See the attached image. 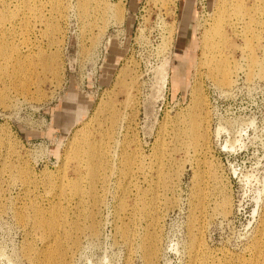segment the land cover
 I'll use <instances>...</instances> for the list:
<instances>
[{"label": "rangeland", "instance_id": "obj_1", "mask_svg": "<svg viewBox=\"0 0 264 264\" xmlns=\"http://www.w3.org/2000/svg\"><path fill=\"white\" fill-rule=\"evenodd\" d=\"M83 1L0 0V264H264V75L227 31L219 86L205 45L226 0Z\"/></svg>", "mask_w": 264, "mask_h": 264}, {"label": "bare ground", "instance_id": "obj_2", "mask_svg": "<svg viewBox=\"0 0 264 264\" xmlns=\"http://www.w3.org/2000/svg\"><path fill=\"white\" fill-rule=\"evenodd\" d=\"M91 1L92 5H94L96 13H100V10L101 12L103 10V12H107L108 14H110L112 16V19L113 16L115 18H120V15H122V8H120V6L115 7L114 5H108V3H105L104 1L103 2L105 5L103 6L101 5L103 2L96 3L95 1V4H93L94 0H84L80 5L82 6L81 8L83 10H86L88 8V5L91 4ZM246 1L248 0H226L224 6L222 2L219 3L217 5V9L219 12V15L217 16L218 18L212 26L213 28L211 30V33L209 34V39L205 38V45H207L208 47L209 54L207 55L208 63L210 64L209 71L211 76L215 80L214 82H216L219 86L229 85V83L231 82V77H233L232 73L237 68L236 61L233 62V59L231 58L232 56L230 51L232 43L231 41H229L230 39L228 38L229 35L227 31H231L232 34L239 38L241 52H243L248 62V73L250 74L252 72L253 69L251 68L258 67L259 74L264 75V54L262 56L263 58L259 59L258 55L254 53L256 44L259 42V39L261 40L262 34H264V21H260V15L264 13V9L261 8V2L258 3L256 0H250V3H246ZM240 24L241 30L238 29ZM0 57L7 58V55L3 54L1 49ZM165 70L167 72V69ZM163 76H165V74ZM84 152L86 154V160L83 165V170H85L84 176L91 186L97 179L99 171L102 167L104 148L99 141L96 143L88 142L84 149ZM121 163V171H128V166L131 164L130 155L124 153V156H122L121 158ZM77 182L78 183H76V185L72 184L75 190L79 189V182H81L80 178L79 181L77 180ZM56 214V212H53L52 216L47 221L40 217H34V223L37 227H40L42 229L46 227L48 229L49 232L47 238L49 236H52L54 238L58 234L59 227H61L60 223L63 219L58 223ZM121 232L123 235H127V230L124 229V227L121 228ZM57 250L58 249H55L53 251L52 248V250H50L46 255L45 259L42 262H36V264H65V258L64 256L62 257L64 253L62 254ZM143 250L148 263L151 262L152 257L154 256L155 246L151 243L150 245L143 243Z\"/></svg>", "mask_w": 264, "mask_h": 264}]
</instances>
